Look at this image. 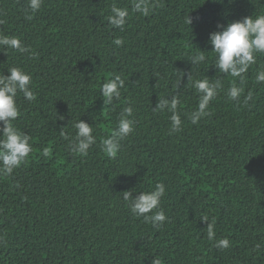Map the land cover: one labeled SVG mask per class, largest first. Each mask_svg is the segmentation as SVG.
Segmentation results:
<instances>
[{
    "label": "trees",
    "instance_id": "trees-1",
    "mask_svg": "<svg viewBox=\"0 0 264 264\" xmlns=\"http://www.w3.org/2000/svg\"><path fill=\"white\" fill-rule=\"evenodd\" d=\"M149 2L155 7L145 16L131 12L132 0H43L36 13L26 11L28 0H0V33L35 54L0 51V71L23 68L36 95L31 102L18 95L14 122L32 152L0 175V264H264V84L255 82L264 54L245 74L240 101H231L232 80L212 65L208 43L218 24L264 13V0ZM113 3L129 8L123 31L107 21ZM201 50L207 62L193 67L189 59ZM189 73L223 84L198 124L189 119L199 100ZM115 75L125 85L105 105L100 87ZM171 95L180 101L178 132L169 113L153 111ZM128 106L134 131L108 157L100 141ZM79 119L97 141L87 155L71 152L61 135L74 137ZM157 183L166 191L153 211L166 220L153 227L130 212L123 192ZM208 223L229 247L208 239Z\"/></svg>",
    "mask_w": 264,
    "mask_h": 264
},
{
    "label": "clouds",
    "instance_id": "clouds-1",
    "mask_svg": "<svg viewBox=\"0 0 264 264\" xmlns=\"http://www.w3.org/2000/svg\"><path fill=\"white\" fill-rule=\"evenodd\" d=\"M224 3V0H216ZM234 3L235 0H228ZM43 0H28L27 10L36 13L42 6ZM155 7V3L149 0H132L130 5L131 12H138L147 16ZM130 11L128 7H120L113 3L110 8V15L107 21L110 26L123 31L128 22ZM29 19L31 16L28 17ZM187 25L192 24V18L187 15L185 18ZM217 31L210 33L208 43L212 45V54L217 72L231 78L232 83L226 90V95L231 101H240L244 94L243 84L245 74L251 65L257 61V54H264V13H254L245 16L243 19L229 22L226 26L217 25ZM113 43L122 46L123 41L119 38ZM0 51H15L21 54L35 55L30 47L25 46L22 40L15 36L0 33ZM192 66L203 65L207 62V57L203 50L195 52L189 59ZM9 74L0 71V175H10L20 167L32 152V145L28 134L22 132L15 126V121L20 115V108L17 103L18 95L22 94L27 101H34L36 95L32 90V76L21 67L7 68ZM193 69V68H192ZM192 73V72H191ZM187 74V81L195 89L199 96L198 107L191 112L189 119L191 123L198 124L201 118L209 115V105L223 89L220 79L210 82L209 79H195L192 74ZM185 76V73H184ZM183 76V77H184ZM237 79L239 84L236 83ZM257 84H264V69L258 70L255 75ZM181 83V81H180ZM125 85V80L120 75L106 80L100 87L101 96L104 98L105 105H111L114 100H119L121 89ZM251 92L244 98L246 105L251 100ZM180 101L177 95L159 98L153 111L167 112L170 114L171 132H178L182 127V119L178 110ZM133 107L124 108L118 125L113 129L111 135L100 141L101 150L108 157H116L121 148V141L127 138L134 131ZM63 119V117H61ZM74 137L61 132L66 140H69L71 152L78 155H87L89 149L96 144V137L93 135V127L86 121L79 119L74 122ZM45 156L48 150L45 149ZM166 191L163 183H157L155 188L150 191H142L138 195H133V190L123 192V200L130 208V212L136 217H143L147 222H151L153 227H160L166 220L165 213L160 208L161 198ZM205 221H207L205 219ZM207 236L209 240L215 241L217 248L229 247L227 238L215 239L214 225L207 224ZM259 248L260 245H257ZM151 264H162L159 258H154Z\"/></svg>",
    "mask_w": 264,
    "mask_h": 264
}]
</instances>
